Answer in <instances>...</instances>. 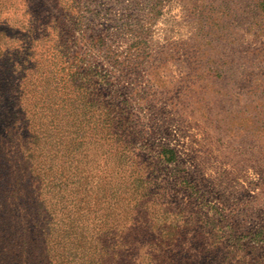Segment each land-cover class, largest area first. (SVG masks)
Masks as SVG:
<instances>
[{"label":"rangeland","instance_id":"1","mask_svg":"<svg viewBox=\"0 0 264 264\" xmlns=\"http://www.w3.org/2000/svg\"><path fill=\"white\" fill-rule=\"evenodd\" d=\"M12 69L66 105L64 213L111 264H264V0H0Z\"/></svg>","mask_w":264,"mask_h":264},{"label":"trees","instance_id":"2","mask_svg":"<svg viewBox=\"0 0 264 264\" xmlns=\"http://www.w3.org/2000/svg\"><path fill=\"white\" fill-rule=\"evenodd\" d=\"M14 69L0 81V264H111L115 254L126 257L114 242L122 235L98 228L104 220L64 213L70 204L58 171L67 107L51 87L24 90V74ZM169 245L179 257L188 252ZM184 255L181 263L168 255L158 264H189ZM122 258L116 264L129 263Z\"/></svg>","mask_w":264,"mask_h":264}]
</instances>
